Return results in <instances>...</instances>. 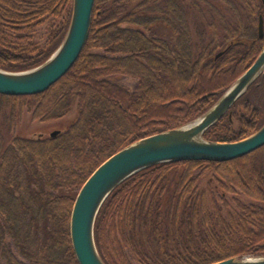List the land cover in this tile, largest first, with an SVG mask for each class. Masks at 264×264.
I'll return each mask as SVG.
<instances>
[{
  "label": "trees",
  "instance_id": "1",
  "mask_svg": "<svg viewBox=\"0 0 264 264\" xmlns=\"http://www.w3.org/2000/svg\"><path fill=\"white\" fill-rule=\"evenodd\" d=\"M71 9L72 0H0V69L46 61ZM263 45L262 0H95L88 41L59 81L40 94H0V264H78L69 224L86 179L127 145L203 115ZM113 77L136 84L129 90ZM74 108L75 118L53 138L5 140L3 130L14 132L24 114L50 123ZM263 124L260 75L203 137L235 142ZM94 238L105 264L264 256V147L226 162L181 161L137 173L102 206Z\"/></svg>",
  "mask_w": 264,
  "mask_h": 264
},
{
  "label": "water",
  "instance_id": "2",
  "mask_svg": "<svg viewBox=\"0 0 264 264\" xmlns=\"http://www.w3.org/2000/svg\"><path fill=\"white\" fill-rule=\"evenodd\" d=\"M94 3L95 0H72L65 36L58 48L42 64L20 72L0 69V94H40L59 81L78 60L88 41ZM258 33L261 37L262 17L259 20ZM260 75H264V45L255 61L203 115L188 124L127 145L92 172L80 188L70 216V242L78 264H105L95 243V222L106 200L130 177L159 164L181 161L226 162L242 158L264 147V124L255 133L235 142H213L203 137ZM57 133H51L50 137H55ZM212 264H264V256L233 257Z\"/></svg>",
  "mask_w": 264,
  "mask_h": 264
},
{
  "label": "rangeland",
  "instance_id": "3",
  "mask_svg": "<svg viewBox=\"0 0 264 264\" xmlns=\"http://www.w3.org/2000/svg\"><path fill=\"white\" fill-rule=\"evenodd\" d=\"M216 5L220 6L219 4ZM202 7L205 11L208 10L207 6ZM194 18L196 17L192 15L190 20L193 21ZM44 26L46 27V25ZM44 26L39 29V33L37 35H41L43 33V30L45 28ZM111 80L124 85L129 90H132L136 84V81L130 78L113 77L111 78ZM76 113L77 110L76 108H74L72 112L65 118L50 123L32 122L30 121L29 115L24 114L14 132L11 133L5 131V129L3 130L5 140L7 143H9L15 136H23L31 139L49 136L54 131L59 130L60 128L69 124L75 118Z\"/></svg>",
  "mask_w": 264,
  "mask_h": 264
},
{
  "label": "flooded vegetation",
  "instance_id": "4",
  "mask_svg": "<svg viewBox=\"0 0 264 264\" xmlns=\"http://www.w3.org/2000/svg\"><path fill=\"white\" fill-rule=\"evenodd\" d=\"M54 132H58L57 135L59 134V130H56V131H54Z\"/></svg>",
  "mask_w": 264,
  "mask_h": 264
},
{
  "label": "bare ground",
  "instance_id": "5",
  "mask_svg": "<svg viewBox=\"0 0 264 264\" xmlns=\"http://www.w3.org/2000/svg\"><path fill=\"white\" fill-rule=\"evenodd\" d=\"M258 36H259V33H258ZM261 37H262V36H261ZM261 37H260V38H261Z\"/></svg>",
  "mask_w": 264,
  "mask_h": 264
}]
</instances>
